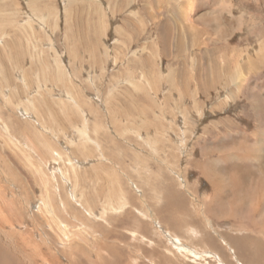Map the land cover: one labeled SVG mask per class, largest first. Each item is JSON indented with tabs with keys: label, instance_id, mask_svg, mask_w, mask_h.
I'll use <instances>...</instances> for the list:
<instances>
[{
	"label": "rangeland",
	"instance_id": "obj_1",
	"mask_svg": "<svg viewBox=\"0 0 264 264\" xmlns=\"http://www.w3.org/2000/svg\"><path fill=\"white\" fill-rule=\"evenodd\" d=\"M0 249L264 264V0H0Z\"/></svg>",
	"mask_w": 264,
	"mask_h": 264
},
{
	"label": "bare ground",
	"instance_id": "obj_2",
	"mask_svg": "<svg viewBox=\"0 0 264 264\" xmlns=\"http://www.w3.org/2000/svg\"><path fill=\"white\" fill-rule=\"evenodd\" d=\"M3 247V246H2ZM107 247H108V245H107ZM110 249V248H109ZM113 251V250H112ZM3 251L0 249V254L2 253ZM116 253H118V252H116ZM8 256V255H7ZM6 256V258H8ZM11 257V256H10ZM120 257V256H119ZM0 259H1V257H0ZM120 259V258H119ZM6 260V259H5ZM10 260H13V259H10ZM111 261V260H110ZM3 262V261H2ZM7 262H8V260H7ZM15 262V261H14ZM13 261H12V264H18V263H14ZM116 263V262H115ZM119 263V262H118ZM8 264H9V262H8ZM112 264H113V262H112ZM117 264V263H116Z\"/></svg>",
	"mask_w": 264,
	"mask_h": 264
},
{
	"label": "crops",
	"instance_id": "obj_3",
	"mask_svg": "<svg viewBox=\"0 0 264 264\" xmlns=\"http://www.w3.org/2000/svg\"><path fill=\"white\" fill-rule=\"evenodd\" d=\"M261 261V260H260Z\"/></svg>",
	"mask_w": 264,
	"mask_h": 264
}]
</instances>
